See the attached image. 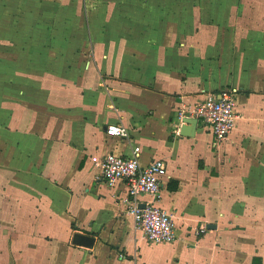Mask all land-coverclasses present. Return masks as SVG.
<instances>
[{
	"label": "crops",
	"instance_id": "1",
	"mask_svg": "<svg viewBox=\"0 0 264 264\" xmlns=\"http://www.w3.org/2000/svg\"><path fill=\"white\" fill-rule=\"evenodd\" d=\"M119 14L111 28H125L92 45L96 65L108 68L106 108L92 90L68 91L63 108L30 110L31 120L0 111V264H264V9L224 11L221 27H183L180 10ZM220 33L222 42H200ZM156 46L165 52L160 62ZM124 86L130 112L114 94ZM226 86L240 91L228 140L217 148L198 126L193 138L175 134L181 109ZM119 123L128 139L107 135ZM142 129L159 143L141 164L168 162L155 204L172 216L171 243L147 239L128 210L126 185L100 179L93 161L142 148ZM76 233L93 246L74 245Z\"/></svg>",
	"mask_w": 264,
	"mask_h": 264
},
{
	"label": "rangeland",
	"instance_id": "2",
	"mask_svg": "<svg viewBox=\"0 0 264 264\" xmlns=\"http://www.w3.org/2000/svg\"><path fill=\"white\" fill-rule=\"evenodd\" d=\"M139 1L137 5L134 3L135 8L129 0H0V111L7 112L8 117L22 115L23 118L30 110L41 113L50 107L63 108L69 101L68 91L85 95L92 90L101 93L94 94L93 98L101 97L102 107L106 108L108 97L102 89V80L109 77L108 68L96 65L93 46L109 42L117 35L115 30L125 28H111L117 26L118 11L123 17L130 15V10L142 8L180 10L184 15L180 24L183 27L194 24L195 27H221L228 25L224 11L264 9V0ZM122 19L126 22L129 18ZM111 20L116 22L111 24ZM216 37L211 40L205 35L200 42H222L221 33ZM153 51L154 60L160 62L164 50L156 46ZM212 51L208 53L211 56ZM126 88L114 89L118 92L114 94L118 95L119 107H127L130 112V88L128 91ZM226 88L234 89L226 86L211 93H220ZM235 90L238 95L240 91ZM133 98L143 100L141 94L135 93ZM108 115L115 117L111 112ZM25 118L31 120L30 115ZM140 138L143 139L142 154L154 153L159 137L142 129Z\"/></svg>",
	"mask_w": 264,
	"mask_h": 264
},
{
	"label": "built area",
	"instance_id": "3",
	"mask_svg": "<svg viewBox=\"0 0 264 264\" xmlns=\"http://www.w3.org/2000/svg\"><path fill=\"white\" fill-rule=\"evenodd\" d=\"M236 103L235 89L226 88L220 93L205 94L198 103L180 110L175 134L180 136L186 117L195 118L198 120V127L211 133L214 146L220 147L234 129L238 117ZM106 133L121 140L129 138L127 129L121 123L107 126ZM141 154L142 148L135 146L130 155L108 153L101 158H94L93 161L102 169L100 179L111 186L118 183L126 185L128 210L134 217L136 227L147 239L155 243L174 242L176 234L172 216L155 204L160 198L162 187L170 179L168 162L165 159H156L143 166ZM142 196H149L151 200L144 201ZM205 230L201 229V232Z\"/></svg>",
	"mask_w": 264,
	"mask_h": 264
},
{
	"label": "water",
	"instance_id": "4",
	"mask_svg": "<svg viewBox=\"0 0 264 264\" xmlns=\"http://www.w3.org/2000/svg\"><path fill=\"white\" fill-rule=\"evenodd\" d=\"M197 126H198V120L195 118H189L186 117L183 120V124L181 126V132L180 135L182 137H188V138H193L196 135V130H197ZM145 206L143 205V208ZM209 229H215V226H209ZM72 243L74 245H78V246H85V247H92L93 243H94V238L88 236V235H83L80 233H76L73 236V240Z\"/></svg>",
	"mask_w": 264,
	"mask_h": 264
}]
</instances>
